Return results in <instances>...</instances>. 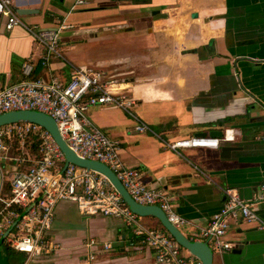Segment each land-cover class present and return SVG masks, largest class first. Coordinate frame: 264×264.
<instances>
[{
  "label": "crops",
  "instance_id": "0c3cea01",
  "mask_svg": "<svg viewBox=\"0 0 264 264\" xmlns=\"http://www.w3.org/2000/svg\"><path fill=\"white\" fill-rule=\"evenodd\" d=\"M23 21L0 24V84L26 77L68 82L75 67L92 68L135 100L132 112L153 130H136L124 109L91 105L88 117L119 143L122 161L143 172L186 222L187 236L219 212L227 189L255 201L264 220V0H13ZM20 9H32L19 14ZM32 30L59 35L51 52ZM24 66L29 75L24 73ZM233 128L219 146L172 149L167 142ZM237 146L224 154L222 146ZM0 168V194L10 193L12 168ZM145 227H162L140 216ZM47 257L33 264H162L120 217L81 214L73 201L55 208ZM212 247L213 264H264V228L231 219ZM2 244V242H0ZM6 264L25 254L4 248ZM168 264V263H163Z\"/></svg>",
  "mask_w": 264,
  "mask_h": 264
},
{
  "label": "built area",
  "instance_id": "2783aa9c",
  "mask_svg": "<svg viewBox=\"0 0 264 264\" xmlns=\"http://www.w3.org/2000/svg\"><path fill=\"white\" fill-rule=\"evenodd\" d=\"M82 2V0H80ZM0 24L10 30L23 21L14 8L13 0H0ZM51 52L59 53V35L53 30H32ZM24 73L29 75L26 66ZM102 78L99 70L75 67L68 82L58 79L26 77L10 84H0V114L11 110H39L51 115L62 137L74 152L87 159L107 164L121 180L129 194L139 203L159 205L168 219L180 228L186 220L174 212L165 193L150 187L139 168L126 165L119 154V143L94 125L87 115L91 105L118 106L138 120L139 132L154 130L132 112L135 100ZM235 139L233 128L221 137L192 135L167 142L172 149L183 147L219 146ZM32 142L36 152L32 153ZM3 161L12 168L10 193L0 194V242L25 254L23 264H33L47 257L54 247L50 230L55 208L63 200L77 204L81 214H101L120 217L134 226L136 235L151 247L159 263L203 264L162 227H145L131 210L120 192L104 174L69 163L49 131L33 122H12L0 125V168ZM264 187V186H263ZM222 209L214 214L205 228L192 240H204L215 248L230 247L224 239L231 219L256 221L264 228L255 201L245 200L235 189L226 190Z\"/></svg>",
  "mask_w": 264,
  "mask_h": 264
},
{
  "label": "water",
  "instance_id": "95a60500",
  "mask_svg": "<svg viewBox=\"0 0 264 264\" xmlns=\"http://www.w3.org/2000/svg\"><path fill=\"white\" fill-rule=\"evenodd\" d=\"M33 11L34 10L32 9L18 10L19 14H27ZM24 121L37 123L51 133L56 143L65 154L66 161L64 169H66L69 163H74L88 169H94L104 174L107 178H109L113 186L120 192L133 212L140 216L156 217L160 221L161 225L172 234L176 241L192 254L196 255L203 262V264L214 263V251L207 241L190 239L189 236L184 234L178 226L168 219L165 211L159 205L142 204L137 202L129 194L128 190L125 188L116 173L107 164L99 160L87 159L77 155L62 137L58 125L51 115L39 110L31 109L11 110L0 114V125ZM222 134V132H218L213 133L211 136L221 137ZM236 148L237 146L228 144L222 146L224 154H229Z\"/></svg>",
  "mask_w": 264,
  "mask_h": 264
},
{
  "label": "rangeland",
  "instance_id": "374dc122",
  "mask_svg": "<svg viewBox=\"0 0 264 264\" xmlns=\"http://www.w3.org/2000/svg\"><path fill=\"white\" fill-rule=\"evenodd\" d=\"M36 148H37L36 143L32 142L31 150L33 154L36 152ZM1 165H2L3 171L5 172L6 177H8L9 176L8 174L10 173V171H8L9 162L3 161ZM6 247L7 246L5 245V243L0 244V264H6V259L4 257V248Z\"/></svg>",
  "mask_w": 264,
  "mask_h": 264
},
{
  "label": "trees",
  "instance_id": "16d2710c",
  "mask_svg": "<svg viewBox=\"0 0 264 264\" xmlns=\"http://www.w3.org/2000/svg\"><path fill=\"white\" fill-rule=\"evenodd\" d=\"M37 149V148H36Z\"/></svg>",
  "mask_w": 264,
  "mask_h": 264
}]
</instances>
